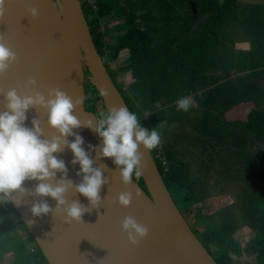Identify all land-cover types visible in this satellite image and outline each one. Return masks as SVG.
<instances>
[{
	"label": "water",
	"instance_id": "obj_1",
	"mask_svg": "<svg viewBox=\"0 0 264 264\" xmlns=\"http://www.w3.org/2000/svg\"><path fill=\"white\" fill-rule=\"evenodd\" d=\"M32 8L37 9L35 16ZM0 38V42L6 43L17 56L10 69L0 74V111L6 103L4 92L16 88L22 96L32 94L25 83L28 78H34L36 90L46 97L48 89L59 87L73 99L82 98V104L73 113L82 125L73 131L83 137L86 151L89 145H99L98 134L83 125L89 118L94 122L97 120L83 105L84 63L106 110L125 106L130 111L97 51L80 0H4ZM26 115L28 127L36 117L46 137L54 133L55 130L48 126L45 109L30 108ZM67 139L72 141L74 136ZM138 151L142 157L140 177L145 189L134 178L130 184H124L120 179V168L112 158L99 157L95 149L91 151L93 166L103 168L107 182L100 190V202L96 207L75 188L68 190L66 199L69 203L78 200L89 209L80 221L67 222L64 213L54 211L33 216L31 207L34 203L47 201L55 208L56 201L50 196L13 193L11 204L48 264H218L175 204L151 152L142 144ZM54 155L65 161L67 176L73 184L80 183L79 164L71 163V150L65 147L64 151ZM60 176L58 172L57 179ZM37 183L26 180L24 186L34 189ZM122 192L132 193L128 206H122L116 200ZM17 199L19 205L15 203ZM126 216L134 217L147 229L146 235L137 237L135 243L121 227Z\"/></svg>",
	"mask_w": 264,
	"mask_h": 264
},
{
	"label": "rangeland",
	"instance_id": "obj_2",
	"mask_svg": "<svg viewBox=\"0 0 264 264\" xmlns=\"http://www.w3.org/2000/svg\"><path fill=\"white\" fill-rule=\"evenodd\" d=\"M127 8L132 9L135 24L150 31L152 41L148 44L152 54L160 44L168 51L176 52L177 43L187 35L202 30V25L210 12L202 10L198 4L183 0H120ZM238 12L241 14L238 25L233 27L232 45L238 51L240 64L235 65L225 75L221 70H211L221 79L210 84H203L198 74L194 75V89H187L182 97H190L194 102L197 97L211 93V88L230 80L234 82L254 81L257 89L240 97L232 105H217L209 112L220 116L217 128L219 137L200 136L191 125L183 122H170L171 111L177 108L180 98L171 99L170 89L154 70V59L148 58L143 72L141 85L133 87L138 74L132 68L125 67L128 62V51L122 50L116 60L109 61L110 70L117 85L130 101L140 108L142 118L151 121L150 130L155 129L161 136L157 153L166 167L174 159L180 160V171L183 197H190L179 204L178 208L189 226L203 230L212 226L225 225L233 229V237L239 245V251H228L226 264H260L264 253L259 243L260 233L246 225L245 216L251 212L252 205L247 194L254 191L261 182L264 169V139L253 137V134L241 125L227 126V122H246L251 110H257L264 116V24L251 21L264 7V0H237ZM105 20L103 37L105 42L113 44L118 31L113 27L119 20L108 15ZM260 23V24H259ZM259 24V25H258ZM158 31V36L154 35ZM154 36V37H153ZM107 53L110 49L107 48ZM84 71V109L91 111L99 120L101 113H107L100 93L93 81L86 63ZM255 71L259 73L255 74ZM207 92V93H206ZM97 93V94H96ZM224 120V121H223ZM225 129H232L234 136H221ZM235 135L242 136L246 142L237 143ZM200 138V140H199ZM248 152L253 160L250 169H246L239 152ZM6 203H0V209ZM257 211L264 215V200L256 202ZM0 216V232L1 227ZM13 229L22 230L19 222L12 223ZM6 264V263H5Z\"/></svg>",
	"mask_w": 264,
	"mask_h": 264
},
{
	"label": "trees",
	"instance_id": "obj_3",
	"mask_svg": "<svg viewBox=\"0 0 264 264\" xmlns=\"http://www.w3.org/2000/svg\"><path fill=\"white\" fill-rule=\"evenodd\" d=\"M177 3L183 0H176ZM199 5L202 10L211 13L202 25V30L194 34L187 35L182 41L177 43L176 52L168 51L161 44L155 48L156 54L151 53L148 44L152 41L150 31L143 29L135 24L132 9L127 8L120 0H97V10H94L82 4L84 16L89 26L92 39L103 59L107 70L120 90L126 104L131 112L137 115L140 124L150 130L152 123L142 118L139 107L135 106L130 99L124 94L122 89L114 80L110 70L109 61L116 60L122 50L128 51V62L125 67L132 68L134 73L138 74L137 82L132 85L134 88L141 84V72L147 65L148 58L154 59V70L159 72L160 78L167 88L170 89L171 99L180 98L187 89H194V75L203 80V84H210L221 79L220 75L212 74L211 70H221L228 74L230 69L240 64L238 60L239 53L232 45L233 27L238 25L241 14L238 12L237 0H188ZM252 18L253 23L260 22L264 24V7ZM108 15L112 19L120 22L114 25L118 31L117 38L113 44L101 41L97 33V27L100 18H106ZM259 23V24H260ZM258 24V25H259ZM154 35L159 32L153 29ZM154 37V36H153ZM107 48L110 53H107ZM259 73L255 71V74ZM257 89L254 81H230L225 80L216 87L211 88V93L197 97L194 95V102L188 111L174 108L171 111L170 122H183L195 128L200 136L208 135L209 138L219 137L217 128L221 121L220 116L210 114L217 105L228 107L236 102L240 97H246L247 93ZM97 94V93H96ZM224 121V120H223ZM227 126L241 125L253 134V137L264 139V116L260 111L251 110L246 122L224 121ZM232 129H225L221 136H234ZM237 143H245L246 139L242 136L235 135ZM200 140V138H199ZM151 154L162 174L163 180L169 190L175 204H179L188 197H183L181 190L183 183L181 181L182 173L180 171V160L174 159L167 165L162 164L157 153V147L152 149ZM246 169H250L253 160L244 149L239 152ZM133 178L139 185L145 189L141 177ZM258 199L264 200V169L261 174V182L257 188L247 194V200L252 205L251 212L245 216L246 225L251 229H256L260 233L259 243L264 253V215L259 214L256 207ZM1 227L0 232V262L6 264H48L42 252L38 248L34 238L22 222L19 214L11 203H6L4 208L0 209ZM19 222L20 227L24 229L15 230L12 223ZM198 239L201 241L207 251L213 256L218 264H226L228 251H239V245L233 237V229L225 225L212 226L203 230H197L190 226ZM260 264H264V261Z\"/></svg>",
	"mask_w": 264,
	"mask_h": 264
},
{
	"label": "clouds",
	"instance_id": "obj_4",
	"mask_svg": "<svg viewBox=\"0 0 264 264\" xmlns=\"http://www.w3.org/2000/svg\"><path fill=\"white\" fill-rule=\"evenodd\" d=\"M3 12L4 0H0V15ZM31 12L35 16L37 9L32 8ZM16 59V53L6 43L0 42V74L6 73ZM36 85V80L30 77L25 87L32 94L22 96L16 88H9L3 93L6 103L4 110L0 111V203L13 202V193L50 196L56 201L55 208L47 201L34 203L31 207L33 216L54 211L64 213L67 222L80 221L89 209L78 200L69 203L66 199L68 190L75 188V191L96 207L100 202V190L107 182L103 168L93 166L91 151L95 149L99 157L112 158L113 163L120 168L122 182L130 184L133 175L137 178L142 175L139 146L142 144L151 151L160 144L161 136L157 130L142 126L137 115L127 107L114 106L107 113H101L99 120L94 122L93 118H89L83 122L84 126L91 128L101 139L99 145H89L86 151L83 137L73 131L82 125L81 120L73 114L74 109L82 104V98L73 99L59 87L48 89L46 97L36 90ZM176 103L178 109L188 111L193 101L186 96L178 99ZM36 107L47 112L48 126L55 130L50 137L44 135L38 118H32L31 127L25 124L26 113L30 108ZM69 136H74V140L69 141ZM65 147L73 153L71 163L79 164L77 175L82 176V179L75 185L67 176L65 161L54 155L64 151ZM58 172L61 173L59 179ZM26 180H36L38 183L34 189H28L24 186ZM53 180L55 183H52ZM131 199L130 192H122L116 197L122 206H128ZM15 203L19 205L20 200L17 199ZM121 227L133 243L137 237H143L147 232L132 216H126Z\"/></svg>",
	"mask_w": 264,
	"mask_h": 264
},
{
	"label": "built area",
	"instance_id": "obj_5",
	"mask_svg": "<svg viewBox=\"0 0 264 264\" xmlns=\"http://www.w3.org/2000/svg\"><path fill=\"white\" fill-rule=\"evenodd\" d=\"M80 2H81V4H86L90 8L97 10V0H80ZM104 25H105L104 18H100L99 23H98V27H97V33L100 35L101 41H105V39L103 37ZM156 156H158V154Z\"/></svg>",
	"mask_w": 264,
	"mask_h": 264
}]
</instances>
